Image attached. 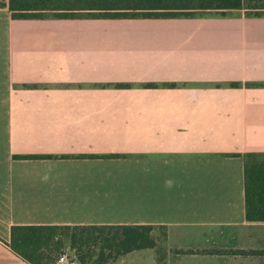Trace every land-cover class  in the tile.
I'll return each mask as SVG.
<instances>
[{"label":"crops","instance_id":"1","mask_svg":"<svg viewBox=\"0 0 264 264\" xmlns=\"http://www.w3.org/2000/svg\"><path fill=\"white\" fill-rule=\"evenodd\" d=\"M248 153H264V17L0 9V264H30L9 246L14 225L128 224L169 231L164 264H264ZM156 250L123 258L158 264Z\"/></svg>","mask_w":264,"mask_h":264},{"label":"trees","instance_id":"2","mask_svg":"<svg viewBox=\"0 0 264 264\" xmlns=\"http://www.w3.org/2000/svg\"><path fill=\"white\" fill-rule=\"evenodd\" d=\"M0 9L9 10L14 20L173 19L193 18L208 12L227 16L233 10L242 11L249 17H264V0H0ZM239 85L232 83L235 87ZM116 87L129 88L130 84H116ZM16 158L40 159L52 158V155H17ZM245 192L247 220L264 221V153L246 155ZM156 227L135 224L14 225L9 246L30 264H57L68 241L77 252L79 264H108L110 260L134 251L155 248L153 232ZM185 252L229 254L245 251L188 249Z\"/></svg>","mask_w":264,"mask_h":264},{"label":"rangeland","instance_id":"3","mask_svg":"<svg viewBox=\"0 0 264 264\" xmlns=\"http://www.w3.org/2000/svg\"><path fill=\"white\" fill-rule=\"evenodd\" d=\"M236 13L238 12H234V14ZM168 233L169 231L161 226H157L155 231L153 232V236L157 243L156 259L158 264H164L165 257L169 254L170 255L172 254L170 251L173 252V250L169 248L168 243L166 242ZM172 234L186 235L187 233L184 231L177 230V231H173ZM64 248L68 249L69 257L71 261L77 259V255H76L77 252L71 247L68 241L66 242ZM123 257L124 256L118 259L110 260L108 264H151V257L148 255L136 256L134 258L133 257L123 258Z\"/></svg>","mask_w":264,"mask_h":264},{"label":"built area","instance_id":"4","mask_svg":"<svg viewBox=\"0 0 264 264\" xmlns=\"http://www.w3.org/2000/svg\"><path fill=\"white\" fill-rule=\"evenodd\" d=\"M57 264H79L77 259L70 260L68 249H64L59 256Z\"/></svg>","mask_w":264,"mask_h":264}]
</instances>
